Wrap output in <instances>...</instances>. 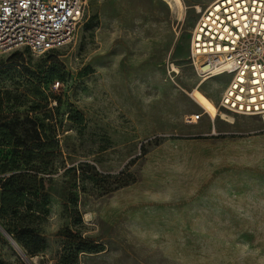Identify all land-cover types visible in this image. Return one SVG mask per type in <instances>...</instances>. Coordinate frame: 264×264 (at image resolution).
<instances>
[{
	"label": "rangeland",
	"instance_id": "374dc122",
	"mask_svg": "<svg viewBox=\"0 0 264 264\" xmlns=\"http://www.w3.org/2000/svg\"><path fill=\"white\" fill-rule=\"evenodd\" d=\"M181 1L86 0L61 49L0 54V228L27 259L0 233V264H264V116L198 87L214 0Z\"/></svg>",
	"mask_w": 264,
	"mask_h": 264
},
{
	"label": "built area",
	"instance_id": "2783aa9c",
	"mask_svg": "<svg viewBox=\"0 0 264 264\" xmlns=\"http://www.w3.org/2000/svg\"><path fill=\"white\" fill-rule=\"evenodd\" d=\"M85 9L86 0H0V54L61 49ZM189 60L199 81L228 77L218 108L264 116V0L210 2L190 33ZM198 118L185 117V123Z\"/></svg>",
	"mask_w": 264,
	"mask_h": 264
},
{
	"label": "bare ground",
	"instance_id": "6f19581e",
	"mask_svg": "<svg viewBox=\"0 0 264 264\" xmlns=\"http://www.w3.org/2000/svg\"><path fill=\"white\" fill-rule=\"evenodd\" d=\"M162 1H164V2H166L169 6H170V8L171 9H175V10H177L179 13H181L182 12V10H183V3H182V1L181 0H162ZM196 9H197V12H199L200 11V8L199 7H196ZM174 70V69H173ZM175 71V70H174ZM206 80H202V82L198 85V87L200 86V85H202L204 82H205ZM199 106V108L201 109V111L203 112V114L204 115H206L208 118H210L211 117V114H210V111H209V109H207L205 106H202V105H198ZM214 115H216V116H221V117H224V116H222L221 114H218L217 112H214ZM195 118V116H193V119ZM228 122H230V121H228ZM12 245H13V240L11 239V241H9ZM15 244V243H14ZM14 246V245H13ZM16 249H17V251L20 253V254H22V252H21V250L19 249V247L15 244V246H14Z\"/></svg>",
	"mask_w": 264,
	"mask_h": 264
},
{
	"label": "trees",
	"instance_id": "16d2710c",
	"mask_svg": "<svg viewBox=\"0 0 264 264\" xmlns=\"http://www.w3.org/2000/svg\"><path fill=\"white\" fill-rule=\"evenodd\" d=\"M53 52V51H51ZM51 119V116H45V120H49ZM52 120V119H51ZM7 163V160H1L0 163ZM13 169L15 171H18L19 168L17 166H14ZM20 171V170H19ZM33 172L29 169H24V170H21L19 173H15L13 174L11 177H17V182L18 184H23L24 186H26V182L29 180V177H35L33 174ZM2 185V184H1ZM0 185V186H1ZM14 242V241H13ZM15 243V242H14Z\"/></svg>",
	"mask_w": 264,
	"mask_h": 264
},
{
	"label": "water",
	"instance_id": "95a60500",
	"mask_svg": "<svg viewBox=\"0 0 264 264\" xmlns=\"http://www.w3.org/2000/svg\"><path fill=\"white\" fill-rule=\"evenodd\" d=\"M0 233L8 240V241H11V239L9 238V236L0 228ZM13 245L15 246V244L13 243ZM17 248V247H16ZM21 257H22V259L25 261V262H27V259H26V257L23 255V254H21L20 255Z\"/></svg>",
	"mask_w": 264,
	"mask_h": 264
}]
</instances>
